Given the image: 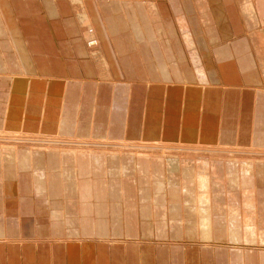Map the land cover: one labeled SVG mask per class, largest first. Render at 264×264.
<instances>
[{
	"label": "crops",
	"instance_id": "1",
	"mask_svg": "<svg viewBox=\"0 0 264 264\" xmlns=\"http://www.w3.org/2000/svg\"><path fill=\"white\" fill-rule=\"evenodd\" d=\"M67 1L0 0V74L94 80L91 60L79 38L83 32L80 34L78 31ZM102 1L86 0V5L100 33L103 57L110 65L115 81L166 85L197 83L183 45L176 32L169 27L171 19L161 10V5L169 1L162 0L161 5L157 4L153 15H146L148 10L143 6L144 0L134 1L140 2L141 7L130 10L129 17L122 5L129 0H112L118 5L114 7L108 4L104 7L100 4ZM180 2L183 11L188 13V21L196 29L195 37L199 36L202 42L198 50L209 74V83L237 87L244 83L264 88V25L255 7L252 9V5H247L249 0ZM245 5L249 6L247 16L242 10ZM124 15L131 22L128 39L133 46L127 43V34L124 37L120 34L123 30L120 31L118 25L111 27V22L124 20ZM39 21L42 22L40 25ZM172 35L174 44H171ZM211 48L220 49L225 57L219 54L212 56ZM233 56L234 62L231 61ZM213 64H216L217 70ZM226 64L231 73L226 71ZM219 69H225L224 72L229 74L223 77L219 73L220 80ZM86 71H91V74ZM57 152L36 154L39 166L56 173H49L45 182L35 176L32 178L35 189L23 194L28 212L26 223H34L38 233L45 230L43 235L48 234L47 219L52 217L59 223L55 233L61 235L70 229L74 232L72 236L79 233L89 239L110 236L113 240L138 243L164 239V236H153L148 219L154 220L160 213L149 206L153 200L158 201V196L150 190L152 179L149 174L148 178L145 174L143 176L150 155L138 158L141 170L132 187L130 179L125 178L120 184L117 178L105 177L102 169L94 171L92 160L89 162L91 154L87 153V161L85 155L77 158ZM102 159L104 155L101 158V164H104ZM149 169L146 168V171ZM132 204L137 208L134 206L133 209ZM39 220L40 223L37 222ZM167 240L164 239V242Z\"/></svg>",
	"mask_w": 264,
	"mask_h": 264
},
{
	"label": "rangeland",
	"instance_id": "2",
	"mask_svg": "<svg viewBox=\"0 0 264 264\" xmlns=\"http://www.w3.org/2000/svg\"><path fill=\"white\" fill-rule=\"evenodd\" d=\"M126 20L127 19L124 18V20L121 19L118 21L117 19L115 22L113 23L111 22V27L120 25L119 27V29H121L120 31L123 30L122 31L123 34L121 33L120 34L123 37L125 36L124 32L126 29L128 31L127 36L129 35V26L123 28L121 27L123 25L122 21L126 22ZM126 39L130 40L128 39V37H126ZM13 79H18V78H13ZM57 82L59 84H61L62 82L66 86L70 84H77V85L81 84L82 86L85 85L87 87V85H90L92 96H90L89 98L88 97L85 98L87 105L88 104L89 106L93 105L90 102V99L91 97L96 96V94L95 91L92 89L93 88V86L91 85L92 82L87 83V81L83 82L79 80L78 81L66 80L65 82L64 81L61 82L57 81ZM25 83H27V85L25 84L27 87L28 85H32V84H28L29 82H27L26 80ZM11 86L12 85H10V87ZM152 86L154 87V85ZM110 87H112V85H110ZM144 87H148V85L143 84L142 88L139 89H141L142 92L145 93V95L148 92L149 93L152 92V89L150 90L149 88H144ZM133 89L135 88L129 87V89L127 90L128 94L126 93V95H132V92L130 91L131 90L134 91ZM256 89H259L261 91L264 90V88H259V87H256ZM117 90L119 92L121 91V94L117 95L116 97L126 96L124 95L125 94L124 92L126 91V87L125 88L122 87L120 89L118 88L115 91ZM136 90L140 91L138 89ZM189 90L192 89L187 88L183 90V93L185 92L184 94L186 99V100L182 99V101L184 102L183 110L181 109L182 112H177L179 113L177 114L178 115L177 117L175 112H171V114L175 113L172 114L171 121L175 119L179 124L181 120L186 121L187 119V121H189L191 119L192 113L190 112H193V110L189 107L190 105L189 102H192L190 101V97H188L187 99V96H190L187 95V92ZM163 91L166 90L163 89ZM163 91H161V94H164L162 93ZM94 98H99V97H94ZM207 101H208L207 99L205 100V98H203L201 102L198 103L199 107L198 105L194 107L197 113L200 114H198L197 117L198 119L197 118H193L194 120L191 119V124H194L192 125V127L200 131H202L201 129L203 128L202 124L205 125V123L209 119L205 116L207 114L205 110L207 109L202 108L205 106L204 104L209 103V101L208 102ZM200 104H202L201 105L202 107L200 106ZM219 108L220 107L218 106L217 109ZM96 113L98 112H93L92 114L93 118H91L92 126L90 128L92 129H91V139L89 140L90 142L88 141L87 143H83L86 146H92L86 148L87 150L85 149V147L83 148L77 146L74 147V144L81 146L82 143L71 141V138L67 140L65 138L58 139L57 137H55L57 139L55 140L46 139L45 141H42L40 138L37 137L31 138L27 136V138H24L26 137V135H30V134L34 135L35 133L28 132L25 133L26 135L24 134V136L23 135L19 136L17 135V133H15L16 131H13L12 129H9L8 131L5 130L2 123L3 121L2 119H0V149H2L1 150L2 152L0 151V157L2 159L3 156H5L3 158L4 161L3 164L0 165V179L2 180V185L0 186V250H1L0 264H42V263L54 264L53 263L54 255H51L53 254V250H50V252L48 251L49 254L48 260L45 259L42 262H38V260H36L37 257L34 255L33 252L28 253L30 258L35 256L34 257L35 259L33 258L31 260L28 257L27 253L23 252V249L21 247L24 244H29V243L35 245L38 243H42L44 245L46 244L48 247L49 246L54 247L55 245H58L59 246L58 250L63 249L64 252L66 251L68 252L67 248H71V251L73 252H75L76 250L78 252L80 250L81 252V248L83 245L82 243L78 245V243L83 241H88V242L91 241V243H86L85 246L87 247L89 245L90 247H92L91 248L92 252L95 250L98 252L99 249L98 247L103 245L96 242H105L106 245H109L107 243L110 242H116V243H121L120 246L122 247H124L127 243L140 244L137 245L139 247L142 245H145L146 247H149V245L152 246L150 249L151 252L146 253L148 254L149 257L142 256L144 258H147L148 260L144 262H142L143 260L138 261V264H141L140 262H142L143 264L145 263L146 264H239V263L247 264V260H249V258L251 261H248L249 262L248 264H251V262L252 264L264 263V259H263L264 252H261L264 251V181L262 179H259L261 172H262L261 178L262 177L264 178V166H263L264 139H260V141L254 139L256 135L258 137V134L254 135L253 122L256 119V117L254 118L252 117V120L249 121V125L245 123L244 126L243 122L246 121H244L245 120L244 118L241 119L242 117L240 115L241 112H238L236 117H234L235 119L233 118L234 113L223 112L224 114H228V117L229 114H231V117L230 118L227 117V118L228 120L231 119L232 121H235L232 122L233 125H236L237 127L240 125V128H242L241 123H243L244 126L243 129H237L236 127L233 129L234 135L236 134L235 138H233L232 135L231 136L225 135L224 138L222 139L219 138L220 140L218 139L215 140V142L214 140L213 142H210L202 139L203 137L201 136H203L204 133L200 131H198L199 133L197 132L198 134H201L199 135V138L196 137L188 138L186 137V135L183 136L187 132L186 127L183 125L181 126L176 125L177 127H179V129L177 130L175 129L173 133L171 132L172 133L171 141L170 139H165L164 135L162 136V133H160V129H161L160 127L159 130L157 129L158 130V136L156 138L157 140L151 139L143 143L142 141H140V137H135L131 134L129 135L127 129H125L124 127L121 128V125L118 124V122H116V120L112 117L114 116L113 112H109L108 110L107 112H100V114H96ZM185 113L187 115V118L183 119L182 118L183 115L181 114H185ZM189 113L190 115L188 116ZM220 113L221 112L218 111V115L220 116L218 117L220 119L219 125L221 126L222 123L221 120H223V117L222 114L220 115ZM246 115L247 112H243V116ZM204 117H206V119ZM147 124L148 121L143 122L144 126H146ZM246 126H248L250 131L249 129L246 128ZM184 127L186 129V132ZM230 129L231 131L229 132V134H232V126L230 127ZM258 129L260 131L259 127ZM246 130H248L247 131L248 135L245 132ZM117 132L120 135H118ZM175 133H176V137L174 136ZM178 133L181 134L179 135ZM116 134L120 139L117 137ZM251 135H253L254 137ZM49 136L54 137V135H49ZM184 137L188 139H184ZM206 137L208 136L206 135ZM180 138L181 140L182 139L183 140L182 141L179 140ZM47 141L54 143L59 142L58 145H63L65 143L68 144L69 142H73L70 143L71 144V146H69L70 151L80 149L82 151L87 152L88 154L91 153V151L92 152L96 151V153H93V158H92L93 162H95L92 167L94 171L97 170L96 168L101 167L102 171L105 170L104 171L105 177L109 176L107 177L108 179L117 178L118 182L120 181V184H121V180H125V178L130 179V182H132L131 183L132 187L135 186L134 185L136 182L135 180L137 179V175H139V172L141 170L138 162V158L141 156L147 157L146 155H150V161L147 160L149 162L148 163L149 165L144 166L143 176L144 174L146 176H148L149 174V177L152 179L150 190L154 193V196L155 195L158 196L157 197L158 201L153 200L149 206L150 207L155 206L154 211H160V213L156 214V218L154 220H152L151 218L148 219L152 223L151 224L152 233L154 232L153 236L154 237L164 236V239H169V240L164 242V239H161V240H157L158 242L153 241L149 243H138L134 241L127 242L121 240H113L112 238H110V236L106 239H98V238L89 239L81 236L78 232H75L78 233L77 236L76 235L72 236L74 232L70 229L65 230L61 235L55 233V231L58 229L57 225L59 223L56 220L54 221L52 217H50V219L49 218L47 219L48 229H49L48 234L47 235L42 234L43 231L45 230L38 233V230L36 229V227H34L35 225L34 223H32V225L26 223L28 212H26V199L24 200L25 197H23V194H25L27 191L28 193L29 192L31 193L32 190L35 189L32 178H35V176L39 177V174L42 172L45 174V177L47 179L48 178L47 175L49 173L51 175L52 172H55V171H47V169H45L43 166H39L40 161L37 159L36 154L40 152H44V151L51 152V149L53 148L54 151H58L55 146H51V145L48 146L45 143ZM81 141H86V140L81 139ZM133 144L135 145V147ZM5 147L6 149L13 148L14 152L11 151V153H14L13 156H16L18 154V148L27 149L28 156L26 163L21 162L23 158L19 157L20 154L19 153L16 156L17 158L18 157L20 158L19 161L18 162L16 161L15 163L13 161V164L9 165V167L6 166L4 159L7 157L9 158V156L4 152L3 148ZM32 149H37V150L32 151ZM38 149H41V151H39ZM103 150L106 153H104ZM102 155H104V160L102 159V161H104V164L100 163ZM106 158L109 159L107 160ZM155 160L158 161L157 165ZM114 161L116 162V164ZM259 164L260 166H262V168L259 166ZM146 168H150L148 172L146 171ZM22 177H24V179L29 180L31 182V189L25 187L26 184L23 181ZM5 180H7L8 183ZM155 180H156V184H155ZM165 186H168V188ZM158 187H160V189H158L160 190L159 193L158 190L157 191L154 190V188L157 189ZM8 188L11 190H9ZM120 188L122 193L121 185ZM169 189H171L172 191L171 190L169 191ZM168 192L169 193L173 192L171 194V203L173 202L172 201L173 197L177 196L178 198L177 204L172 203L170 205L169 197H168L170 196V194ZM176 193L178 194L176 195ZM128 201L129 200L127 198V203ZM20 202L22 203L21 206H20ZM134 206L136 205L134 204L131 205L133 209ZM29 214L32 215L31 212ZM162 214H164L163 220H161ZM68 218H70V216H68ZM37 222L40 223V220ZM159 225H161V228L158 227ZM109 235H111V233H109ZM92 242H95V244L93 243L95 246H93ZM122 242L124 245L122 244ZM20 244H22V246ZM68 245L70 247H66ZM89 246L87 248H90ZM137 246L136 249H138ZM161 248H164L165 251L162 250ZM254 251L259 253L255 254ZM64 252L63 254H65ZM89 253L92 254L91 252ZM232 253L233 254L235 253L234 255L236 257ZM237 257L239 262H236ZM258 257L260 259H258ZM113 261L114 260H111L110 263H112Z\"/></svg>",
	"mask_w": 264,
	"mask_h": 264
},
{
	"label": "bare ground",
	"instance_id": "3",
	"mask_svg": "<svg viewBox=\"0 0 264 264\" xmlns=\"http://www.w3.org/2000/svg\"><path fill=\"white\" fill-rule=\"evenodd\" d=\"M30 1L31 0H25V2H30ZM96 1L99 2V0H96ZM134 1H137V0H129V1H126L124 3H122V1H121L122 5L124 4V8L127 11L128 17L130 14V10H134L135 7L137 9L141 7L140 2L138 3V2H134ZM164 1H169V3L165 2L163 5H161L162 0H144L142 2H143V6H145L148 10V13H146V15H153L154 11L156 10V8L158 6L157 4L160 3L161 8H162L161 10L168 16L169 19H171L169 27H171V29L176 32L177 37L179 38L181 44L183 45V48L185 50V55L190 62V65L194 71L193 72L194 75L197 77V83L195 85L188 84V83L187 84L186 83H174V84L166 85V84L132 83V82L127 83V82L115 81L112 78V74L109 70L110 65L108 66V64L104 60L103 53H102V50H103L102 49V42H101V39L99 38L100 33L97 32V27L90 18V15L88 12V7L86 5V0H68L67 5L70 8L72 15L75 19L77 29L80 32V34L83 32L79 38L82 40V42H83L82 45H84V48L89 55V58H90L91 63H92V64L91 63L90 64L92 65V67L94 69V75H95L94 80H80V79H70V80H72V81H74V80L78 81L79 80V81H83V82L87 81V83L92 82L91 83V85L93 86L92 89L95 91V94H96V96H94V97H99V98L91 97L90 102L93 105L92 106H89V104L87 105L85 97L89 98L90 96H92L90 85L86 84L87 87L85 85L82 86L81 84H79V85L70 84V85L66 86L61 81H64V82L66 80L69 81L68 78H47V77H43V76L35 78L32 76H22V75L20 77H17V76H12V75L0 74V119H2V121H3L2 123H3V127L5 128V130L8 131L9 129H12L13 131H16L15 133H17V135H19V136H22V135L24 136L25 133L33 132V133H35L34 135H31V134L26 135L25 134L26 137H24V138H27V136L31 137V138L37 137V138H40L42 141H45L46 139L55 140L57 138L58 139L65 138V139L69 140L71 138V141L82 143L81 146L74 144V147L75 146L80 147V148L85 147V149H86V148L92 147V146H86L83 143H87L91 139V129L92 128H90V127L92 126L91 118H93V116H92L93 112H98L96 114H100V112H107L109 110V112H113L114 116H112V117L116 120V122H118V124L121 125V128L124 127L125 129H127V131L129 132V135L131 134L135 137H140V141H142L143 143L147 142V140H151V139L157 140L156 138L158 136V130L160 127H161L160 133H162V136L164 135L165 139H170V141H171V134L173 133V131L175 129L176 130L179 129V127H177L176 125H178V126L183 125L186 127L187 132H186V129L184 127L186 134H184L183 136L186 135V137H188V138L189 137L199 138V135H201V134H198L199 133L198 131H200V130H197L196 128L192 127V125H194V124H191V119L198 117V114H200V113H197V111L195 110L194 107L196 105H198V103L201 102V100L203 98H205V100L207 99L209 101V103H207L208 102L207 101L206 102L207 104L202 103L205 105L204 107L201 106L202 104H200V106L202 108L207 109L205 111L207 112L208 116H207V114L205 116L209 119L205 123V125L202 124L203 128L201 129L202 131H200V132L204 133V134L202 133L203 134V136H201V137H203L202 139H204L205 141H210V142H213V140H214V142H215V140H218L219 138L220 139L224 138L225 135L226 136L232 135V137L235 138L236 134L234 135L233 129L235 127L237 129H243L245 126V123H247V125H249V121L252 120V117L253 118L256 117L254 122L252 121L254 124V135L258 134V137L256 135L254 139L259 140V141H260V139H264V90L261 91L259 89H256V87L254 88V85H246L244 83L240 87L239 86L237 87V86L226 85V84L216 85L213 82H212V84L209 83V81H208V75L209 74L207 73V71L204 67V64L202 63L201 55H200L199 50H198L199 47L201 48L202 42H201L199 36L195 37L196 29H194L193 23L191 21L190 22L188 21V13L183 11L182 6H181V2L179 3V0H164ZM100 4L104 7H106L107 4L110 6H113V7L118 6L116 1H112V0H109V1L103 0L102 2H100ZM247 5H249V6L252 5V9H253V6L255 7L254 10H256L258 16L261 19V22L264 25V6H263L264 0H249V4L247 3ZM249 6L245 5V7L243 6V8H242L243 14L245 16H247V11H248ZM227 10H229V9L227 8ZM124 18H126L125 15H124ZM260 19H258V20H260ZM137 22H139V21H137ZM38 23H39L38 25H40L42 22L39 21ZM122 23H123V27H128V26L130 27V24H131V22H129L128 20H126V22L122 21ZM118 27H120V25ZM99 32H100V30H99ZM121 34H123V32H121ZM124 34L125 35L128 34L127 29L125 30ZM159 36H161V35L159 34ZM126 41H127V43H130L132 45V42H130V40L126 39ZM174 43H175V40H174L173 35H172L171 44H174ZM135 48H137V47H135ZM212 50H213V54H212ZM218 50L220 52H218ZM218 50L216 48H211V55L212 56L214 55L216 57V55L219 54L220 57L224 58L225 56L222 54L221 50L220 49H218ZM208 52L210 54V49H208ZM213 59H214V57H213ZM231 61L232 62L235 61V56H233V60L231 59ZM213 65H214V69L216 68V70H217L216 64H213ZM225 69H226V71L229 72V67L227 64L225 65ZM225 69H223V70L219 69V72L217 71L218 75L220 73L221 76L224 77V76L228 75L229 73H231V72H229L228 74H226L224 72ZM208 70H209V68H208ZM211 71L212 70H210V72ZM86 73L91 74V71L90 72L86 71ZM29 77H31V78H29ZM218 77L220 80L222 79L220 77V75ZM13 78H18V79H13ZM25 80L27 82H29L28 84H32V85H28V87H27L26 86L27 83H25ZM57 81L61 82V84H59ZM102 82H104V83H102ZM99 83H101V84H99ZM103 84H105V85H103ZM141 84L142 85L147 84L148 87H144V88H149L150 90L152 89V92H150V93L148 92L149 94L147 93L145 95V93L142 92L141 89H139V88H142ZM10 85H12V86L10 87ZM110 85H112V87H110ZM152 85H154V87ZM173 85H176V86H173ZM117 87L119 89L122 87H124V88L126 87V91L124 92L125 93L124 95H126V93L128 92L127 90L129 89V87H133L135 89H133L134 91H132V90L130 91V92H132V95H126L125 97H116L117 95L121 94V91L120 92L118 90L115 91L116 89H118ZM162 88L165 89L166 91H163ZM187 88L192 89V90H189L187 92V95H190V96H187V99H188V97H190V101H192V102H189V104H190L189 107L193 110V112L189 111L190 113H192L191 119L189 121H187V119H186L187 118L186 113L181 114V115H183L182 118L186 119V121L180 119L181 121L178 124L175 119H173L171 121V118H172L171 116H172V114L176 113V117H177L178 116L177 114H179L177 112H182L181 109L183 110V106H184V102L182 101V99H185V94H184L185 92L183 93V90H185ZM136 89H138L140 91H137ZM171 89H173V90H171ZM161 91H163L162 93H164V94H161ZM218 106L220 107L219 109H217ZM198 107H199V105H198ZM175 109H176V111H175ZM200 110H202V109H200ZM203 111H204V109H203ZM218 111L221 112L220 115L222 114V117H223V120H221L222 121L221 126L219 125L220 119L218 117H220V116L218 115ZM171 112H175V113L171 114ZM223 112L234 113L233 118L236 117L238 112H241V114H240L242 116L241 119L244 118L245 119L244 121H246V122H243L244 126H243V123H241L242 128H240V125L238 127L236 125H233L232 122H235V121H232L231 119L228 120V118L231 117V114H229V117H228V114H224ZM243 112H247V115L243 116ZM190 113L188 114V116L190 115ZM201 117H203V116H201ZM206 117H204V118L206 119ZM199 120H201V119H199ZM144 121H148V124L146 126H144L145 124L143 125ZM178 121H179V119H178ZM201 121H203V120H201ZM95 124H97V123H95ZM231 126H232V134H229V132L231 131V129H230ZM258 127L260 128V131H259ZM171 128H173V129H171ZM246 128L249 129L248 126H246ZM247 131L248 130L245 131L246 134H247ZM249 131H250V129H249ZM176 133L174 135L175 137H176ZM5 134H8V133H5ZM117 134L120 135L118 132H117ZM178 134L180 135L181 133H178ZM49 135H54V137L49 136ZM118 135H117V137H118ZM179 135H178V137H179ZM206 135L208 137H206ZM251 136H253V135H251ZM55 137H57V138H55ZM172 137H173V135H172ZM186 137H184V139H188ZM181 138L179 140H181ZM81 139H85L86 141H81ZM263 142H264V140H263ZM45 143L48 146L49 145L55 146L56 149L58 150V152H62L61 153L62 156L67 155V154H71V155L79 158V157L85 155L84 158L88 161L87 152L82 151L80 149H78V150L76 149L74 151L69 150V146H71L70 143H73V142H69V143L67 142L68 144L65 143L63 145H58L59 142L54 143V142L47 141ZM100 146H102V145H100ZM134 147H135V145H134ZM3 149H4L5 154H8V156H9V158L7 157L4 159L6 166L9 167V165L13 164V161H14V163L16 161L18 162L20 158H23V160L21 161L22 163H26L27 156H28L27 155V152H28L27 149L18 148V154L20 153L19 154L20 158L16 157L18 154L16 156H13L14 153H11V151H13V148L6 149V147H5ZM41 149H38V150L41 151ZM1 150L2 149H0V151ZM33 150H37V149H32V151ZM52 152L56 153L57 151H54V148H53V149H51V153ZM103 152H104V150H103ZM3 153H2V155H3ZM93 153H96V151H93V152L91 151V153H89V154H91L90 155L91 159H89V162H90V160H92L91 161L92 167H93V164L95 163V162H93V159H92ZM104 153H106V152H104ZM4 157L5 156H3V158ZM107 157H108V155H107ZM3 158L1 159V157H0V165L3 164V162H4ZM167 159H169V158H167ZM110 160H111V158H110ZM157 163H158V161H156V165H157ZM156 165H155V167H156ZM259 166H260V164H259ZM260 167L262 168V166H260ZM6 168H5V170H6ZM40 168H42V167H40ZM96 169L99 170V169H101V167H98ZM62 172H63V170H62ZM53 173H56V172H52V174ZM261 173H260V178H259V175H258V178L262 179L264 181V178L263 177L261 178V176H262ZM107 177H109V176H107ZM112 177H113V174H112ZM7 178H8V176H7ZM38 178L41 179L40 181H44V182L47 180L45 177V174L42 172L39 174ZM22 179L26 184L25 187H27L28 189L29 188L31 189V182L29 180L24 179V177H22ZM5 181H7V180H5ZM7 183H8V181H7ZM152 183H154V182H152ZM155 184H156V180H155ZM157 184H159V183H157ZM1 185H2V180L0 179V186ZM158 186H160V185H158ZM165 187L168 188V186H165ZM34 188H35V186H34ZM39 188H41V187L39 186ZM158 189H160V187H158L157 189L154 188V190H156V191ZM9 190H11V189H9ZM170 190L171 189H169V191ZM159 191L160 190H158V193H159ZM173 192H176V191H173ZM249 192H251V191H249ZM172 193L170 192L169 193L170 196H168L170 205L172 203H175V204L178 203L177 196L173 197V199H172L173 202L171 203V194ZM177 194L178 193H176V195ZM163 218H164V214H162L161 220H163ZM68 219L70 220V218H68ZM219 226H221V225H219ZM158 227L161 228V225H159ZM96 230H97V228H96ZM100 231H102V230H99V232ZM81 243L83 245L81 248V252L79 249H78L79 252L77 250L75 252H73V251H71V248H67L68 252L67 251L64 252L63 249L58 250L59 249L58 245H55L54 247L53 246L48 247L46 244L44 245L42 243H38L36 245L31 244V243L24 244L23 246H22V244H20V245L22 246L21 248L23 249V252L24 253L26 252L27 255L29 252L30 253L33 252L34 255L37 257L36 260H38V262H42L45 259L48 260L49 259L48 251L50 252V250H53V254H51V255H54L53 256V261H54L53 263L54 264H79V262H80V264H91V263L92 264H113V263L114 264H138V261L143 260L142 262H144V261L148 260L147 258H144V257L148 256V254H146V253L151 252L150 249L152 247L150 245H149V247H146L145 245H142L139 247L137 245H140V244H135V243H127L124 247H122V246H120L121 243H116V242L107 243L109 245H106L105 242H96V243L103 244V245L98 247L99 248L98 252L95 249L94 250L96 252L95 251L92 252V249H91L92 247H90L88 245L90 248H87L88 246L87 247L85 246L86 243H91V241L79 242L78 245ZM93 243L95 244V242H92V244ZM94 244H93V246H95ZM122 244H123V242H122ZM136 246L138 247V249H136ZM66 247H70V246L68 245ZM66 247H65V249H66ZM50 248H52V249H50ZM161 249L164 250V248H161ZM162 250H160V251H162ZM82 251H83V253H82ZM88 251L94 255L90 254ZM259 251H261V250H259ZM63 252L65 254H63ZM219 252H221V251H219ZM261 252H264V251H261ZM254 253L256 254L257 252L254 251ZM215 254H216V252H215ZM23 255H25V254H23ZM205 255H206V252H205ZM262 255H261V257H262ZM142 256H144V257H142ZM28 257H29V255H28ZM34 257H31V258L29 257V258L32 260ZM222 259H223V257H222ZM236 259H237L236 262H239L238 257ZM258 259H260V258L258 257ZM111 260H114V261L112 263H110ZM248 261H251L250 258H249V260H247V264L249 263ZM142 262H140V263L143 264ZM253 263H254V261H253ZM251 264H252V262H251Z\"/></svg>",
	"mask_w": 264,
	"mask_h": 264
}]
</instances>
